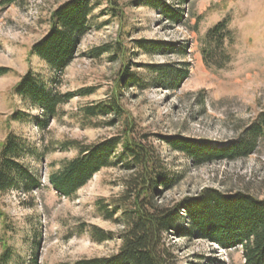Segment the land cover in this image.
I'll return each mask as SVG.
<instances>
[{
  "label": "rangeland",
  "instance_id": "1",
  "mask_svg": "<svg viewBox=\"0 0 264 264\" xmlns=\"http://www.w3.org/2000/svg\"><path fill=\"white\" fill-rule=\"evenodd\" d=\"M65 1L18 0L16 5L0 8V67L11 71L0 78V144L9 132L27 140L36 156L24 159L23 165L41 185L28 194L12 191L0 200L5 214V220L0 222V238L8 239L12 255L8 264H33L34 260L36 264H72L81 259L109 257L118 251L117 233L122 228L102 220L96 202L118 197L126 174L104 169L72 198L59 197L49 186L47 175L76 157L73 150L60 149L59 145L66 141L89 145L122 133L129 139L146 136L148 145L180 178L173 190L162 193L159 202L163 204L193 197L204 188L229 195L246 193L263 200L264 140L247 159L193 168L183 156L171 153L161 139L181 137L214 147L226 146L264 112V0H191L181 7L184 27L164 21L159 12L146 6L145 0H115L116 18L108 11L107 0H99L73 60L56 75L31 55V49L48 32L51 12ZM163 1L175 6L172 0ZM198 16L202 20L194 28V17ZM223 19L228 20L233 33V43L227 48L231 61L224 69H208L201 59L200 40ZM138 42L181 47L185 56L169 52L148 56L136 48ZM110 44H118L124 55L88 58L92 49ZM113 55L115 61L110 60ZM183 64L189 66V74L176 90L159 83L149 84L146 90L136 86L119 88L127 67L147 79L142 67L176 69ZM28 71L60 95L85 89L93 92L88 97H73L59 107L57 117L49 120L43 131L32 122L9 123L16 112L32 117L42 113L12 94L13 87ZM112 96L123 109L121 118L108 116L83 124L75 117L80 109ZM108 122L114 125L107 127ZM89 225L113 233L114 240L93 243L86 232ZM168 242L177 264H244L240 249L225 251L202 240L173 236L168 237Z\"/></svg>",
  "mask_w": 264,
  "mask_h": 264
},
{
  "label": "trees",
  "instance_id": "2",
  "mask_svg": "<svg viewBox=\"0 0 264 264\" xmlns=\"http://www.w3.org/2000/svg\"><path fill=\"white\" fill-rule=\"evenodd\" d=\"M175 6L163 0H145L146 6L159 12L167 23L184 27L185 17L181 7L191 0H172ZM99 0H67L50 14L48 32L32 46L31 55L46 64L57 75L63 72L73 60L79 41L87 34L94 10ZM108 11L117 17L115 0H107ZM18 0H1L0 8L16 5ZM196 28L202 17H194ZM229 22L223 19L212 26L200 40L201 59L206 68L224 69L230 63L227 48L233 43ZM138 49L152 56L156 52H169L185 56L181 47L158 43L138 42ZM118 44L104 45L87 53L96 60L104 54L124 55ZM116 56V55H115ZM114 55L110 58L115 61ZM188 65L180 68L142 67L148 76L141 78L137 72L125 68L120 77L119 88L125 90L136 86L140 90L149 84H165L176 90L187 79ZM11 73L0 67V78ZM92 90L60 95L37 75L28 71L13 87L12 94L25 104L39 110L40 116L16 112L9 123L32 122L41 131L47 128L49 120L58 115V108L73 97H88ZM118 101L112 96L105 102L80 109L75 115L83 124L93 120L114 116L122 117ZM113 122L106 123L112 127ZM130 133H134L132 129ZM264 140V112L248 126L243 127L239 138L226 146L214 147L204 141L187 138L161 139L171 153H177L188 160L193 168H201L219 162H236L247 159L255 153L258 143ZM147 137L138 140L128 138L126 133L97 143L83 145L77 141H66L59 145L61 150H73L76 157L47 175L51 189L61 198L70 199L83 188L94 175L104 169H118L126 175L121 181L122 192L116 198L96 202V209L102 220L122 228L117 233L120 241L118 251L109 257L81 259L72 264H177L169 246L168 237L202 240L216 245L221 250L240 249L244 264H264V199L259 200L246 193L225 194L215 189L204 188L193 197H185L168 204L160 203L162 193L173 190L180 182L161 159L160 154L148 145ZM36 150L31 144L9 132L0 144V200L12 192L28 194L40 188L39 180L23 165L26 158H35ZM5 214L0 204V222ZM11 229H5V232ZM90 240L96 244L112 241L115 235L89 225L86 227ZM0 264L11 261L8 239L0 238ZM33 264H36L34 260Z\"/></svg>",
  "mask_w": 264,
  "mask_h": 264
}]
</instances>
